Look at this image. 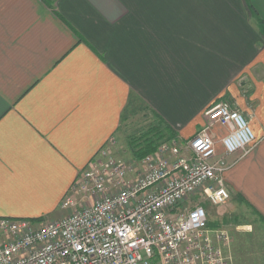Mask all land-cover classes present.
I'll use <instances>...</instances> for the list:
<instances>
[{
    "label": "crops",
    "instance_id": "1",
    "mask_svg": "<svg viewBox=\"0 0 264 264\" xmlns=\"http://www.w3.org/2000/svg\"><path fill=\"white\" fill-rule=\"evenodd\" d=\"M54 6L0 0V217L59 218L80 173L130 112L188 140L220 100L234 103L257 136L246 154L229 156L226 184L264 215V0Z\"/></svg>",
    "mask_w": 264,
    "mask_h": 264
},
{
    "label": "built area",
    "instance_id": "2",
    "mask_svg": "<svg viewBox=\"0 0 264 264\" xmlns=\"http://www.w3.org/2000/svg\"><path fill=\"white\" fill-rule=\"evenodd\" d=\"M204 115L191 138L163 141L139 159L120 157L112 136L64 198L63 217H0V264H231L232 233L212 226L193 197L227 202L225 157L246 154L257 137L230 101Z\"/></svg>",
    "mask_w": 264,
    "mask_h": 264
},
{
    "label": "rangeland",
    "instance_id": "3",
    "mask_svg": "<svg viewBox=\"0 0 264 264\" xmlns=\"http://www.w3.org/2000/svg\"><path fill=\"white\" fill-rule=\"evenodd\" d=\"M128 119L126 120L127 123L122 126L120 136L113 135L118 140V155L126 160L134 156L132 146L135 141H140L146 136L152 135L151 131L150 133L148 132L152 127L144 111L130 112ZM177 138L183 139L179 135ZM109 140L106 143H109ZM238 153L241 154L242 151ZM229 156L225 157V159L227 164L231 165ZM225 175L226 173H224V177ZM192 196H195V194ZM203 196L204 194L196 195L193 199L197 200L202 197L200 203L206 206L210 217L217 222L220 221L226 228L233 231L237 245H235L234 250L236 251L234 253L235 256L237 254L236 258L238 260L234 261L233 259L231 264H264V227H261L260 219L253 209L237 202L232 196L227 202L218 206L210 204ZM63 213L59 217H63Z\"/></svg>",
    "mask_w": 264,
    "mask_h": 264
},
{
    "label": "trees",
    "instance_id": "4",
    "mask_svg": "<svg viewBox=\"0 0 264 264\" xmlns=\"http://www.w3.org/2000/svg\"><path fill=\"white\" fill-rule=\"evenodd\" d=\"M51 8L52 10H55L54 6V0H44ZM249 3V0H246ZM262 23V30L264 31V21L261 20ZM152 132L151 136H146L140 141H135V143L132 146V153L136 158H142L150 153L155 152L160 143L166 140H171L173 138H176L178 136L177 132L170 126L165 125V127H162V124L153 126L148 132ZM159 139V141H158ZM252 207V206H251ZM253 211L258 215L260 222H261V227H264V215H262L260 212H258L255 208H252ZM210 224L213 226L215 225L214 223Z\"/></svg>",
    "mask_w": 264,
    "mask_h": 264
}]
</instances>
